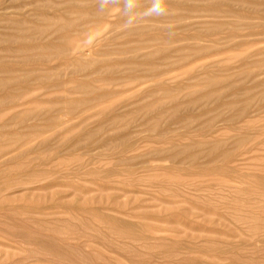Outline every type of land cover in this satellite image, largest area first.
I'll list each match as a JSON object with an SVG mask.
<instances>
[{
    "label": "rangeland",
    "instance_id": "obj_1",
    "mask_svg": "<svg viewBox=\"0 0 264 264\" xmlns=\"http://www.w3.org/2000/svg\"><path fill=\"white\" fill-rule=\"evenodd\" d=\"M41 5L36 0H0V51L8 46L1 40L11 38L12 35L13 38L19 36L18 30L13 26L14 22L25 20L24 27L30 28L32 24V28V21L37 13L35 10ZM123 10L122 6L112 8L110 16L105 20L106 24L94 34L99 44L110 47L108 52L113 48L109 41L114 34L112 31L116 30L121 34L123 30L130 28L127 23L117 22ZM244 33L246 32H242ZM36 38L41 44L44 43L39 36ZM55 38L57 37H53V40ZM250 41L255 42L251 49L246 47L192 64L182 69L183 71L172 72L167 76L170 87L174 88L178 82L186 83L192 75H200L198 70L205 62L218 61L224 66H238V62L248 56H253L252 62H261L264 57L255 54H264V37L250 38ZM224 45L228 44L221 41L220 46ZM147 51L141 53L145 54ZM87 54L89 53L85 50L86 59L91 60L89 56L93 55L92 61L99 59L96 61L98 63L102 61V57H106L103 62L109 61L104 62L105 65L130 56L112 58L103 53ZM0 56L5 57L6 54L1 51ZM6 62L16 68L22 66L18 60L12 61V58ZM19 65L21 66L18 67ZM104 67L102 75L96 76L100 80L93 83L96 88L103 90L105 86L102 81L108 79L114 70L110 67L106 70ZM253 70L257 71V68ZM82 77L84 78L82 75L68 77L72 82L70 85L66 84L61 92L42 95L43 91L39 90L33 95L43 96L51 101L56 98L66 99L74 90L75 94L70 95V99L78 102L83 97L76 89L81 86L79 84L87 81ZM261 77L260 80H264V75ZM189 82L187 84L193 83ZM150 86L152 84L121 95L117 93L121 88L106 87L105 90L109 89L112 94L117 93L119 96L112 95L114 97L108 100L109 103L106 101L107 103L91 111V114L94 113L93 118L87 113L90 119L87 114L74 120L66 119L71 121L61 129L34 141L30 147H37V144L45 141L49 148L39 153L55 155L52 157V170H49L51 174H48L49 168L45 166L47 168H43V173L47 172L46 175H40L37 179L31 177L35 180L30 178L31 181L27 182L25 172L21 171L24 162L20 160L19 163H23L18 164L17 160L16 163L22 151L0 161L2 163L5 160L4 165H0V264H264V94L255 92L253 101L248 104L249 110L252 109L249 111L251 116L239 124L245 126L255 123V130H228L226 136L222 137L230 145V157L225 163L189 166L151 160L147 165L131 168L119 164V155L114 156V153H119V149L112 150L113 153L101 149L88 152L85 148L87 141H78L79 135L87 139L89 132L97 129L98 138L102 140L109 138V135H112L110 138H115L126 132V124H119L121 129L114 126L112 131H108V119L119 114L118 111L128 112L134 109L141 98L137 96L151 91L153 88ZM190 88L184 90L181 97L205 92L201 87ZM151 102L146 101V104ZM180 105L184 113L187 110L186 101L180 102ZM243 105L245 103H239L235 111L243 108ZM48 108H51L50 104L39 103L8 110L3 120L6 121L24 109ZM112 108L114 112L118 111L114 114L109 111L110 115L108 110ZM102 109L107 114L103 117L95 116L103 112ZM186 115L196 117L197 113ZM130 120L129 117L128 121ZM139 123L143 121L137 122L133 135L142 139V146L135 152L125 154V157L141 155L146 159L148 152L167 148L168 145L148 143L145 140L148 135L143 132L145 128L143 124L139 126ZM6 125L8 130L14 129L10 122ZM8 130L2 132L7 134ZM16 133L12 134L15 137L11 135L14 140L20 137ZM179 134L177 140L184 145L190 142L193 134L197 137L196 133L189 136L183 130ZM241 135L249 140L237 153L232 145L234 139ZM9 138L10 136L1 140H13H8ZM197 139L191 140H201L199 137ZM32 156L36 158L35 154ZM41 169H34L31 175L40 173ZM22 178L24 180H20Z\"/></svg>",
    "mask_w": 264,
    "mask_h": 264
},
{
    "label": "bare ground",
    "instance_id": "obj_2",
    "mask_svg": "<svg viewBox=\"0 0 264 264\" xmlns=\"http://www.w3.org/2000/svg\"><path fill=\"white\" fill-rule=\"evenodd\" d=\"M36 1L38 5H42L36 8L35 18L32 16L34 26L31 28V24L30 28H25V20L14 22L12 25L18 30L19 36L13 38L14 35H12L11 38L1 40L8 46L5 48L2 46L1 51L6 56H0V122L2 121L0 123V161L17 151H22L15 159L16 163L19 160L18 164L24 162L21 171L25 172L27 182L31 177L37 179L40 175H46L47 172L43 173L45 171L43 168L48 167V174H51L49 170H52V157H55L52 154L49 156L48 153H39L49 148V144L45 141L37 144V147L35 145L30 147L34 141L49 132H56L67 122L85 116L87 113L91 115L87 114L88 117L93 118L94 113L90 112L106 101H110V98L114 97L112 95L129 93L147 84H152L150 87L153 89L137 96L141 98L140 102H137L139 104L136 107L133 106L134 109L128 112L116 110L119 114L116 113L108 119L107 124L110 127L108 131H112L111 128L114 126L121 129L118 127L119 124H126L128 127L126 132L122 135L120 133V136L115 138H110L112 135H109V138L104 140L100 138V140L97 129L95 132H89L87 139L82 135L77 137L79 142L83 139L87 141L85 148L88 152L98 149L112 152L114 149H119V153H114L116 155L112 154L113 152L110 154L115 157L119 155V164L131 168L147 165L151 160L189 166L201 165V163L217 165L225 163L230 157L228 153L230 145L222 138L226 136L228 130L235 132L255 130V123L253 125L248 123L245 126H239V124L251 116L249 111L252 109L249 110L248 104L251 100L253 101L255 92L260 91L264 94V80H260L264 75V60L252 62L253 56H248L240 60L239 64L237 63L238 66H224L218 61L205 62L198 70L201 72L200 75H192L186 83L178 82L174 88L170 87L167 76L192 64L254 46L255 42H251L250 38L264 37V0ZM118 6L124 7L118 17V24L127 23L130 28L123 30L121 34L116 30L112 31L114 34L109 41L113 48L108 52L110 47L99 44L94 34L103 24H106L105 20L110 16V10ZM242 32L246 33L242 34ZM36 36H39L44 43L41 44ZM53 37L57 38L53 40ZM221 41L228 45L220 46ZM85 50L89 53L87 55L103 53L111 57L130 56L105 65L104 62L109 61L103 62L106 57H102V61L98 63L96 61L99 59L92 61L93 55L89 56L91 60L86 59ZM144 50L148 51L142 54ZM259 55L264 57L262 53L255 54V56ZM9 58H12V61L18 60L23 67L7 65L8 61L10 63V60L6 62ZM102 62L104 65L101 64ZM104 66L114 70L111 69L113 71L110 77L107 75L108 79L102 81L105 86L103 90L96 88L93 83L99 79L96 76L102 75ZM254 68H257V71H254ZM106 73L103 72L105 75ZM77 75H82L85 78L82 77L83 80H87L79 84L81 86H77L79 90L77 87V89L74 88L83 97L78 102H72L74 100L70 99V95L75 94L74 90L67 95L66 99L56 98L51 101L43 96L33 95L39 90L43 91L42 95L61 92L66 84L70 85L72 82V79L67 78L77 77ZM188 82L190 84H187ZM106 87L121 89L112 94L111 90H105ZM190 87H201L205 92L181 97V93ZM184 100L187 103V110L182 113L180 102H185ZM146 101L152 102L146 104ZM242 102L245 106L235 111L238 104ZM39 103L50 104L51 108L24 109L6 121L3 120L8 110ZM113 110V108L108 110V113L112 111L114 114L116 111ZM195 112L196 117L186 115ZM106 114L107 112L103 110L95 116L103 117ZM129 117L133 119V122L128 121ZM69 118L71 120L66 121ZM140 121L143 123L138 125L143 124L145 128L143 132L148 135L144 138L149 141L148 143L169 147L148 152L146 159L141 155L127 158L125 154L135 152L142 146L140 145L142 139L133 135L136 132L134 129L137 122ZM7 122L14 125V129L10 127L11 129L8 130ZM29 122H31L30 125ZM161 122H164V125H161ZM225 127H227L226 130ZM5 130L9 132L4 134L2 131ZM182 130L188 135L191 132V134L196 133L201 140H191L197 139L193 134L194 137H190V142L186 145L182 144L180 140H177ZM14 132H17V136L20 135L18 140L13 139L16 136L12 135ZM11 135L14 137L12 138ZM8 136H10L8 140H13L2 141ZM234 140L232 148L237 152L249 138L241 135ZM33 154L36 158L32 156ZM20 160L23 162L19 163ZM3 162H0V165H4ZM38 168L43 170L41 169V172L39 170L40 173L34 171L38 174L31 175L33 170Z\"/></svg>",
    "mask_w": 264,
    "mask_h": 264
}]
</instances>
